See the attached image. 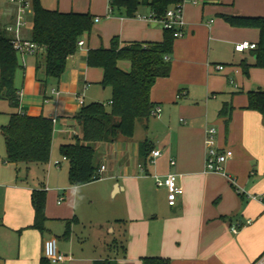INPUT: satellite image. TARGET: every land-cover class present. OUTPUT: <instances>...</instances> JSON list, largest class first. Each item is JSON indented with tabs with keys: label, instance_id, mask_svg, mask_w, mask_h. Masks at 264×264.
Masks as SVG:
<instances>
[{
	"label": "crops",
	"instance_id": "1",
	"mask_svg": "<svg viewBox=\"0 0 264 264\" xmlns=\"http://www.w3.org/2000/svg\"><path fill=\"white\" fill-rule=\"evenodd\" d=\"M91 1L88 6L76 7L74 0L70 4H61L60 0L54 9L99 17L98 32L107 33L112 27L110 42L114 36L121 43L162 40L164 30L157 28L159 24L127 17L118 10L110 16L106 12L109 0H99L102 7H94ZM10 5L9 10L2 11L3 26L14 17L15 7ZM220 14L264 16V0L187 1L185 34L175 40L171 73L159 77L150 92L153 107H160L159 114L142 122L138 138L136 126L130 138L121 136L113 143L98 144L100 167L105 166L100 179L108 180L105 185L113 200L102 218H91L90 212L82 216L78 210L80 200L91 203L97 199L98 195L88 190L96 180L88 185H71L69 162L63 156L68 167L61 178V171L53 170V166L59 169L62 162L52 160V149L47 163L9 162L4 136L0 138V264H39L44 241L50 237L58 240L62 253L72 256L58 264H95V260L103 259L116 260V264H142L145 256L168 258L170 264H256L262 259L260 264H264V203L247 196L264 193V120L258 111L246 107L247 92L256 87L264 89V68L251 66L249 82H245L241 63L253 64L255 58L250 49H235L244 40L257 43L259 30L233 27ZM103 17L107 21L102 22ZM23 36L31 38L25 30ZM83 41L80 52L68 58L58 83L44 86L40 81L44 76L40 67L43 49L24 59L19 56L15 85L20 106L15 109L0 97V128L9 122L11 113L20 111L55 118L53 138L58 132L59 148L80 135L81 127L75 119L81 108L77 94L84 92L87 103L92 82L101 84L103 79V70L98 74L88 66L90 48H84ZM237 54L241 55L239 61ZM119 64L126 70L131 67L127 60ZM217 65L224 68L218 70ZM53 89L59 94L55 95ZM105 89L101 87V94ZM95 101L103 100L91 102ZM225 102L233 105L228 122V116L219 114ZM209 127L217 129L216 146L233 151L224 172L206 169ZM144 140L161 154L153 157L151 150L144 160L139 154ZM171 158L176 161L174 166L170 165ZM169 172L177 174L183 189L173 206L168 203L167 188L155 180V175ZM42 187L47 192L44 233L32 227L31 194ZM67 222L71 223V234L63 237ZM232 225L238 226L237 232L232 231Z\"/></svg>",
	"mask_w": 264,
	"mask_h": 264
},
{
	"label": "trees",
	"instance_id": "2",
	"mask_svg": "<svg viewBox=\"0 0 264 264\" xmlns=\"http://www.w3.org/2000/svg\"><path fill=\"white\" fill-rule=\"evenodd\" d=\"M179 0H111L112 12L118 10L127 17H134L142 7L162 13ZM33 24L31 40L44 50L40 67L43 85L58 83L66 71L68 58L79 48L78 41L88 37L94 26V17L89 12H62L44 7L40 0H32ZM233 27L259 30L256 47L250 49L255 60L253 64L243 61L245 74L251 66L264 68V16L220 14ZM6 26V25H5ZM0 25V97L10 106L18 109L20 94L15 85V76L20 67L19 55L11 42V35ZM176 38L171 30H164L160 41H132L121 43L118 36L111 39L109 47L91 48L86 61L90 67L103 70L101 84L111 89L109 101L84 103L75 119L81 127L80 135L74 141L60 145V155L69 162L68 179L71 185H83L101 178L99 175L100 148L98 144L113 143L119 137L130 138L135 133L136 121L151 116L154 103L151 88L159 77L171 73ZM131 63L129 70L120 66V61ZM247 108L258 111L264 120V89L256 87L247 92ZM233 105L225 102L220 115L228 116ZM5 140L7 161L19 163H47L50 160L54 123L46 115H29L16 111L11 113L9 122L0 128ZM152 150L147 140L140 143L139 154L146 160ZM47 192L42 188L33 189L31 203L34 208L32 227L44 233ZM71 234V223H66L63 237ZM123 254L125 247L120 243ZM95 264H116V260H95ZM39 264H52L44 255ZM142 264H170L168 258L160 256L142 257Z\"/></svg>",
	"mask_w": 264,
	"mask_h": 264
},
{
	"label": "built area",
	"instance_id": "3",
	"mask_svg": "<svg viewBox=\"0 0 264 264\" xmlns=\"http://www.w3.org/2000/svg\"><path fill=\"white\" fill-rule=\"evenodd\" d=\"M12 5L15 7L13 20L6 24L5 30L11 35V42L14 49L17 51L18 55L24 59L28 55H36L41 48V46L32 41L31 39H24L21 36V29L26 24V15L27 7L29 5L28 0H9ZM111 1V0H110ZM188 0H179L176 3H173L169 6L164 12L157 13L154 9L148 8L146 12L137 11L134 17L146 21L148 23L159 24L163 30H171L174 33V37L180 38L185 34L186 29V20L184 16L185 4ZM193 4H198V0H191ZM110 14L112 13V7L110 5ZM99 17H96L94 21H99ZM79 46L84 44L83 39L78 41ZM256 47L255 42L248 40L241 41L235 45L237 51H244L247 49H252ZM218 70L224 68L223 65H217ZM52 92L55 95L59 94L58 89H53ZM78 102L84 104V92L77 94ZM46 102L48 99L45 100ZM160 112V107L155 106L151 110V115H157ZM55 121V118H52ZM216 133L217 129L215 127H209L207 129V155H206V169L213 172H224V164L227 160L233 155V151L228 148L219 149L216 146ZM161 154L160 150H152V156L157 157ZM154 162V159L151 160ZM56 164H59V161H56ZM176 164L175 159H170V165L174 166ZM105 169V166H101L99 169V175ZM234 183V179L230 178ZM155 180L157 185H163L167 188L168 191V203L169 205H175L177 197L183 192L182 186L178 184L177 174L174 172H169L163 176L155 175ZM238 192L241 194L240 190ZM249 198L256 199L264 203V193L259 195L248 194ZM62 198H60V201ZM247 223H251V219L247 220ZM238 226L232 225V231L237 232ZM43 255L52 263H64L67 260L72 259V256L65 255L62 253L58 247V240L55 237H50L44 241L43 244ZM262 258V257H261ZM260 260V259H259ZM263 261H257L256 264H260Z\"/></svg>",
	"mask_w": 264,
	"mask_h": 264
},
{
	"label": "rangeland",
	"instance_id": "4",
	"mask_svg": "<svg viewBox=\"0 0 264 264\" xmlns=\"http://www.w3.org/2000/svg\"><path fill=\"white\" fill-rule=\"evenodd\" d=\"M58 1H60V0H40L41 4L44 7L50 8V9L57 8V2ZM74 1H75L76 7H84V6H88V4L90 3L91 0H74ZM71 2H72V0H61V4H66V3L70 4ZM91 2L94 4V7H102V5H103L102 1H99V0H92ZM28 3H29V5L27 7L26 24L21 29L22 38H24V36H23L24 30L27 32V36H29V37L31 36V31H32V24H33L32 0H28ZM109 7H110V3L108 2V9L106 11L107 13H110ZM5 8L8 10L11 8L10 1L9 0H0V25H3V22H4L2 11H4ZM110 16H111V14H110ZM105 21H107V18L103 17L102 22H105ZM99 24L100 23L94 21V26H93L91 36L89 38L86 36L83 38L86 41V45L84 46V48H90L91 49V48L100 47V46H105V47L109 46L110 38L112 36L111 35L112 27L111 26L109 27V29L107 30V33H101V32L97 31ZM160 27H157V28L161 30L162 27L161 28ZM159 36L161 38L162 31H160ZM80 50H81V47L79 46L78 50L74 54L79 53ZM245 53L249 57V51H246ZM240 56L241 55H238V54L236 55V57H235L236 61L240 60ZM256 68L261 69L260 67H256ZM91 69H92V72H95L98 74L102 73L101 72L102 69L99 67H91ZM249 75H250V73H248V74L244 73V77L246 80L245 82H249V79H250ZM101 87H102V85L99 82H96L95 80L92 82L91 87L88 90L86 89L87 90V103H90L93 100H103V102L107 101V98L109 97L111 89L106 88L104 93L101 94ZM230 88H231V86H230ZM98 94H101V95H99V97H97ZM143 121L144 120H137L136 121V123H137L136 124L137 129H136V134H135L136 138H138L142 133V122ZM55 131H57L56 128H55ZM57 133H56L55 138H53L52 160L55 161L58 159L62 162V165L60 166L59 169L56 166H53L54 167L53 170L61 171V178H62V177H64L65 173L67 174L68 163H67V161L63 160L62 156L60 155L58 146H59V142L61 139L58 138ZM2 137H3V135L0 132V138H2ZM2 145H3V139H2ZM4 148H5V146H4ZM5 151H6V148H5ZM6 155H7V152H6ZM98 155H99L98 158L101 157L100 151H99ZM163 166L165 167L166 163ZM39 172L41 175L42 171L39 170ZM53 179H54V177L52 178V182H53ZM67 180L68 179H67V175H66V181ZM107 182H108V180L105 177H103L100 180L94 181L91 184V186L88 187V190L90 192H93L98 196H97V199H92L93 201L91 203L85 201V199L80 200V203L78 204L79 205L78 210H79L80 214H82V216H84L83 214H85V213L87 215H89L88 213L90 212L91 218H102L101 216L106 215L110 211L109 208L113 204V200H112L111 194H109V192L106 188L105 183H107ZM88 184H90V182L86 183V185H88ZM68 185H69V183H68ZM118 201H119V199H118ZM89 217L90 216H88V218ZM52 221H54V220H52ZM54 223H58V222H54ZM81 228L82 227L80 226L78 228V230Z\"/></svg>",
	"mask_w": 264,
	"mask_h": 264
}]
</instances>
